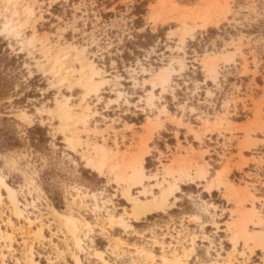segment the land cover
<instances>
[{
    "label": "rangeland",
    "instance_id": "374dc122",
    "mask_svg": "<svg viewBox=\"0 0 264 264\" xmlns=\"http://www.w3.org/2000/svg\"><path fill=\"white\" fill-rule=\"evenodd\" d=\"M141 1L137 31L164 36L120 65L135 0L107 19L88 0H0V38L21 56L0 127H46L66 178L59 210L25 149L0 153V264H264V33L250 32L264 0Z\"/></svg>",
    "mask_w": 264,
    "mask_h": 264
},
{
    "label": "trees",
    "instance_id": "16d2710c",
    "mask_svg": "<svg viewBox=\"0 0 264 264\" xmlns=\"http://www.w3.org/2000/svg\"><path fill=\"white\" fill-rule=\"evenodd\" d=\"M118 1L119 0H88L90 4H95V9H97L101 16L105 19L111 18L115 14L113 12H104L101 9H110ZM72 3L73 1L67 4L64 2L58 3L53 6L51 11L54 15H64L66 17H70L73 13L71 7ZM147 4L148 3L146 1L135 0V3L130 7L132 9L129 14L131 19L130 24L132 25L131 37H125L123 43L112 51H122L120 54L116 52V57L120 65L135 62L137 57H143L145 50L150 49V47L159 37L164 36L162 32L153 34L150 30H146L145 32L137 31L143 27V17L147 13ZM124 8V6L117 7V9ZM263 23L264 20H261L259 24L254 25L253 31L251 30L250 32L260 31L264 33L263 30H261ZM224 27H222V30H224ZM218 33V30L211 28L209 29L208 34H206L202 39L199 38L196 42H190V45H193L194 47L205 45ZM221 35L226 36L227 34ZM6 46V43L0 38V98L7 96L10 93L13 81L18 77V72L16 69L18 60L21 57L20 55L16 56L15 54H12L11 50ZM34 80L35 78L29 80L28 84L34 83ZM179 95H181V92H179ZM15 102L22 103V99H18ZM14 123H17V121H15L13 118H4L2 122V126L0 127V153L25 149L28 155L32 158V162L39 168L43 167V170H40L39 173V181L42 184L43 189L48 195L49 199L57 209L64 210L65 202L62 192V181L66 178L62 173L64 163L61 158V148L64 147V144L58 143L57 145L59 148L57 150L54 149L51 144L52 139L48 133V129L39 124L26 127L21 134V132H17L16 128L14 127ZM79 174L78 181L84 183L92 190H98L105 184V179L100 178L96 172H93L90 169L80 168ZM17 178L19 179L18 176ZM8 183L10 185L13 184L11 180H8ZM191 188L195 189V186H183L184 190ZM212 194L215 196L217 195V192L214 191ZM204 196L209 198L207 193H204ZM220 203L225 205L224 200H221ZM178 206L180 208L185 207V209H173L170 213H180L183 211L193 213L194 211L191 204L185 206L184 204L178 203ZM158 217H164V215L162 213L153 214L148 216V220H153L154 218ZM102 245L103 244L98 243L99 247H102ZM43 264L45 263L43 262Z\"/></svg>",
    "mask_w": 264,
    "mask_h": 264
},
{
    "label": "bare ground",
    "instance_id": "6f19581e",
    "mask_svg": "<svg viewBox=\"0 0 264 264\" xmlns=\"http://www.w3.org/2000/svg\"><path fill=\"white\" fill-rule=\"evenodd\" d=\"M152 208V206L151 207H149V208H142V209H139L138 210V214L139 215H141V214H143V213H145V212H147V211H149L150 209Z\"/></svg>",
    "mask_w": 264,
    "mask_h": 264
}]
</instances>
